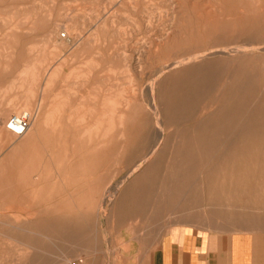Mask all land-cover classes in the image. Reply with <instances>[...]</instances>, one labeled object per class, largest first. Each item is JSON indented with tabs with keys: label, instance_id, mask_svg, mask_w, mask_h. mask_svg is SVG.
<instances>
[{
	"label": "rangeland",
	"instance_id": "374dc122",
	"mask_svg": "<svg viewBox=\"0 0 264 264\" xmlns=\"http://www.w3.org/2000/svg\"><path fill=\"white\" fill-rule=\"evenodd\" d=\"M252 42L264 44V0H0V264H115L122 228L264 230V51L158 76ZM150 83L166 125L155 153ZM22 111L34 119L16 134L7 118ZM208 117L213 138L228 118L229 139L178 136ZM186 141L212 148L174 156ZM140 160L145 184L102 204Z\"/></svg>",
	"mask_w": 264,
	"mask_h": 264
},
{
	"label": "crops",
	"instance_id": "0c3cea01",
	"mask_svg": "<svg viewBox=\"0 0 264 264\" xmlns=\"http://www.w3.org/2000/svg\"><path fill=\"white\" fill-rule=\"evenodd\" d=\"M140 209L136 213L141 214ZM136 219L145 220H126ZM243 225L235 222L199 229L175 224L162 231L122 228L117 230L111 252L115 264H264V230L249 228L247 220Z\"/></svg>",
	"mask_w": 264,
	"mask_h": 264
},
{
	"label": "bare ground",
	"instance_id": "6f19581e",
	"mask_svg": "<svg viewBox=\"0 0 264 264\" xmlns=\"http://www.w3.org/2000/svg\"><path fill=\"white\" fill-rule=\"evenodd\" d=\"M256 19V18H255ZM257 20H255V22H256ZM258 22V21H257ZM171 35V34H170ZM163 36V35H162ZM50 37V36H49ZM154 39V38H153ZM253 43V42H252ZM261 43V42H260ZM251 44V45H248V47H243V46H241V45H239V44H237V45H239V46H228V45H226V46H221V47H216V48H213V49H211L209 52L207 51L206 53H203V54H201L200 52H196V53H193V54H191V55H188V56H186L185 58H180L179 60H175L174 62H172V63H170L168 66H166L165 64V66H164V69H162V70H160V74H158V76H160L161 75V73H164L165 71V69H168V71L169 70H171V69H173V68H176V67H179V66H181V65H184V64H189V63H193V62H196V61H198L199 59H201V57L203 58V56L205 55V54H213V53H218V54H223V55H227V56H230V55H234V54H239V53H242V52H245L246 51V49H248V51H251V50H263L264 51V44ZM264 43V42H263ZM246 44V43H245ZM244 44V45H245ZM247 44H249V42L247 43ZM246 44V45H247ZM158 47V46H157ZM212 54H211V56H212ZM214 56V55H213ZM212 59V58H211ZM158 72V71H157ZM159 73V72H158ZM156 78L157 77H155V81H156ZM160 78V77H159ZM151 82H153V81H151ZM151 85V88H150V90H149V94H150V101H149V107L153 110L152 112H153V115H154V120H155V134H156V141L151 145V147H150V151H152V152H154V151H156V150H160V149H164L163 148V144L164 143H162V146L160 145L159 146V143L161 142V141H163V139L166 137V136H163V132L165 131V123L158 117V115H159V113H161L162 112V108L161 109H158L157 108V104H156V102H155V97H154V94H153V87H152V83H150ZM148 98V97H147ZM26 99H27V96H26ZM177 100V99H176ZM25 101V100H24ZM131 102V101H130ZM28 100H26L25 102H23V106H26V105H28ZM125 105L128 107V101H127V99H126V102H125ZM172 108H173V115L176 117H174V118H172V120H170L172 123H176L177 122V118L178 117H180L181 116V114L179 113V109H178V105H176V106H171ZM23 112H27V111H22V112H19V113H17V114H21V113H23ZM27 113H29V112H27ZM30 114V113H29ZM121 118V117H120ZM34 119V117H33V115L32 114H30V121H32ZM228 118H225V119H222V121H224V123H223V125H222V127H220V126H218L217 125V129L215 130L216 131V134H220V133H226L225 135V138H228L229 139V136H228V134H227V127H226V121L225 120H227ZM222 121H219L220 123L222 122ZM229 121V120H228ZM122 123V122H121ZM30 124V123H29ZM32 124V123H31ZM111 125V124H110ZM199 125H201L202 127H201V129H199V131L198 132H196V133H191V134H180V135H178V136H180V137H182L183 139H185V138H197V139H201V141H207V140H211V139H215V138H217L218 137V135L217 136H215V138H213V137H211V136H209L208 135V132H210V131H212L211 130V126L213 125V120L211 119V118H205V119H201L200 121H199ZM29 125H28V127L27 128H25V130L22 132V133H24L27 129H29ZM107 130V129H106ZM111 130V129H110ZM170 135H172V136H174L173 134H170ZM170 135H168V136H170ZM154 141V140H153ZM195 141V140H194ZM212 141V140H211ZM211 141H209L208 143H206V142H204V143H201V144H194V143H189V142H187V143H182V145L183 144H186V146H182L181 148H176L175 149V153L176 154H174V156H182V155H184L182 152H185V156H188V155H190V156H192L195 152H197V151H200V150H203V151H205V150H210V148H212V146L210 145V143H211ZM161 144V143H160ZM224 144L222 143H217V146H223ZM214 150V149H213ZM151 152V153H152ZM149 153V152H148ZM150 153V154H151ZM155 153V152H154ZM149 154V155H150ZM147 158V157H146ZM145 158V159H146ZM141 162L139 163V164H137V165H135L129 172H128V175H125L123 178H121V180L119 181V182H117V184L115 185V187H114V189L112 190V191H107L105 194H104V196H103V200L102 201H104L102 204H104L105 203V199L107 198L108 199V201H109V199H111V197H113L114 196V202H113V205L115 206L116 205V203L118 202H123L124 200H125V198H126V194H127V190H129L130 188H136V187H139V186H142L143 184H145V182L146 181H143V178H144V176H145V174L146 173H148L149 172V174H150V170L149 171H145V170H143L142 171V169L141 168H143L142 167V165H143V161L142 160H140ZM150 162V161H149ZM148 165V164H147ZM186 163L183 161V160H180V161H178V163L176 164V167H177V171H181V172H184L185 173V175H186V173H190V171L188 170V168H190V169H193V166H189V165H187V167H186ZM149 177H151V174H150V176ZM187 178L186 177H184V181L185 182H187ZM116 183V182H115ZM114 183V184H115ZM147 184H149V182L147 183ZM103 195V194H102ZM112 201V200H111ZM110 203V202H109ZM101 205V204H100ZM107 208V207H106ZM11 211V210H10ZM9 211V212H10ZM14 211V210H13ZM15 213V212H14ZM15 215V214H14ZM43 217V216H42ZM40 222V221H39ZM51 221L50 220H48L47 218L46 219H43L42 220V223L40 222V224H42V226H44V228H46V229H49L50 228V225H52L51 227H54V223L52 222L51 224ZM62 224V223H61ZM42 226H40V227H42ZM64 227V226H63ZM62 229V228H61ZM67 232H70V230L69 231H67ZM4 241V240H3ZM20 259H22V257L20 258Z\"/></svg>",
	"mask_w": 264,
	"mask_h": 264
},
{
	"label": "built area",
	"instance_id": "2783aa9c",
	"mask_svg": "<svg viewBox=\"0 0 264 264\" xmlns=\"http://www.w3.org/2000/svg\"><path fill=\"white\" fill-rule=\"evenodd\" d=\"M30 123V114L23 112L21 114H12L7 118L6 125L16 134H21ZM74 264V263H73Z\"/></svg>",
	"mask_w": 264,
	"mask_h": 264
}]
</instances>
